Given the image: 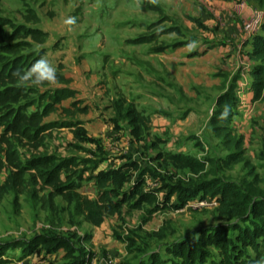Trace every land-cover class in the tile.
Masks as SVG:
<instances>
[{
    "label": "rangeland",
    "instance_id": "rangeland-1",
    "mask_svg": "<svg viewBox=\"0 0 264 264\" xmlns=\"http://www.w3.org/2000/svg\"><path fill=\"white\" fill-rule=\"evenodd\" d=\"M28 9L36 26L25 23ZM0 16L49 34L41 58L57 78L40 90L75 93L43 119L39 153L69 162L65 180L81 177L79 192L91 198L99 172L123 168L129 176L119 191L126 203L98 227L60 198L55 211L42 209L31 188L5 195L0 264H244L256 257L249 241L235 237L241 231L227 230L209 184L264 190V99L250 101L246 58L264 23V0H0ZM232 80L240 91L232 126L245 141L240 161L226 166L238 150L214 134L210 117Z\"/></svg>",
    "mask_w": 264,
    "mask_h": 264
},
{
    "label": "trees",
    "instance_id": "trees-1",
    "mask_svg": "<svg viewBox=\"0 0 264 264\" xmlns=\"http://www.w3.org/2000/svg\"><path fill=\"white\" fill-rule=\"evenodd\" d=\"M24 20L33 26L39 23L38 17L31 9H28ZM48 39L49 34L45 31L25 24H16L0 16V176L6 173L4 180L0 182V201L7 194L12 193L18 197L31 188V197L37 198L42 209L55 211V199L60 198L67 205H72L74 213L84 222L98 227L106 217L119 214L126 203V195L119 194V191L129 176L123 168L99 172L93 177L97 192L96 196L91 198L79 192L81 177L76 182L65 180V171L70 172L72 169L69 162H56V158L39 153L45 142L43 119L54 111V106L74 98L75 94L69 90L41 91L40 88L47 87L50 82L36 84L32 81H21L15 74L16 70L20 69L19 76H22L23 72H27L41 59L43 49L40 47ZM246 58L251 79L250 101L255 103L264 99V23L260 32L252 37ZM235 83L236 80H232L217 97L210 117L214 134L222 138L225 145L238 150L223 160L226 166L240 161L245 141L241 134L235 135L232 126L240 106ZM61 109L66 115L73 114L70 108ZM78 111L85 113L83 108ZM134 119L136 124H143L137 113L134 114ZM262 147L264 150V138ZM62 171L66 175H61ZM209 188L211 195L218 197L219 211L230 223L227 230L233 233L241 231V234L238 233L235 237L245 240V243L249 241L256 251V257L245 261L244 264H263L260 247L264 248V190L252 188L250 183H243L242 186L224 181L215 185L209 184ZM44 191L46 194L40 195ZM132 191L138 193L136 188ZM134 205L136 204L131 206ZM219 231L222 230L218 229L214 235ZM212 237L206 235V243L220 249V242L218 244ZM193 248L188 245V252L191 253ZM221 250L223 255L227 254L225 245ZM230 250V256L233 257L232 244ZM227 264L233 263L228 261Z\"/></svg>",
    "mask_w": 264,
    "mask_h": 264
},
{
    "label": "clouds",
    "instance_id": "clouds-1",
    "mask_svg": "<svg viewBox=\"0 0 264 264\" xmlns=\"http://www.w3.org/2000/svg\"><path fill=\"white\" fill-rule=\"evenodd\" d=\"M74 18H69L66 20V23H74ZM21 73L20 69L16 70V75L21 81H32L33 83L40 84L44 81L54 82L56 80V69L52 64L44 58L38 60L27 72H23L22 76H19ZM224 115H227V107H225Z\"/></svg>",
    "mask_w": 264,
    "mask_h": 264
},
{
    "label": "crops",
    "instance_id": "crops-1",
    "mask_svg": "<svg viewBox=\"0 0 264 264\" xmlns=\"http://www.w3.org/2000/svg\"><path fill=\"white\" fill-rule=\"evenodd\" d=\"M247 77H248V80H249V82H248L247 85L250 86L251 79H250L249 74H248V69H247ZM238 92H239V89L236 88V95H237V96H240V95H238ZM250 98H251V97H250ZM238 99H239V97H238ZM239 101H240V99H239Z\"/></svg>",
    "mask_w": 264,
    "mask_h": 264
},
{
    "label": "built area",
    "instance_id": "built-area-1",
    "mask_svg": "<svg viewBox=\"0 0 264 264\" xmlns=\"http://www.w3.org/2000/svg\"><path fill=\"white\" fill-rule=\"evenodd\" d=\"M239 92H240V91H239ZM239 92H238V93H239ZM108 264H117V262H109Z\"/></svg>",
    "mask_w": 264,
    "mask_h": 264
}]
</instances>
